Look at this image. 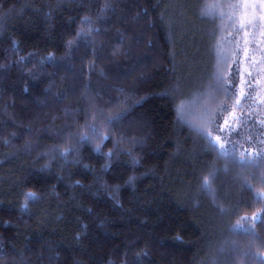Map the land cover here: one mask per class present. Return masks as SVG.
<instances>
[{"label": "trees", "instance_id": "obj_1", "mask_svg": "<svg viewBox=\"0 0 264 264\" xmlns=\"http://www.w3.org/2000/svg\"><path fill=\"white\" fill-rule=\"evenodd\" d=\"M213 3L226 2L0 0V264H211L213 255L259 264L238 253L264 256V223L257 240L228 230L264 213L254 202L264 184L243 190L241 169L229 164L216 203L199 188L205 166L225 161L188 121L226 103L223 124L243 91L251 99H241L231 138L252 152L264 137L257 73L239 63L244 33L204 15ZM218 63L235 99L208 95ZM120 104L128 115L103 155L93 144L59 155L93 116L99 125ZM27 192L36 199L25 208ZM217 203L232 211L222 215Z\"/></svg>", "mask_w": 264, "mask_h": 264}, {"label": "snow or ice", "instance_id": "obj_2", "mask_svg": "<svg viewBox=\"0 0 264 264\" xmlns=\"http://www.w3.org/2000/svg\"><path fill=\"white\" fill-rule=\"evenodd\" d=\"M204 15H212L213 18H219L222 22L227 19L231 22L232 26L235 27L237 34L240 32L244 33V52L247 56V45L249 43L256 44L257 50L261 53V60L258 66V71L264 73V47H260L264 44V0H236V2L224 3H213L212 5L204 6ZM257 11L260 14H257ZM251 28L253 31L251 33L245 31V29ZM98 31V29H97ZM259 33L260 41H256V35ZM251 35L252 40L249 41L247 37ZM239 42L237 41V45ZM221 59L226 62V57H221ZM253 65H256L255 57L252 58ZM234 75V74H233ZM251 78V73L248 74ZM214 84L211 86L208 93L209 96L213 95L215 91L219 90L224 93L226 98L235 99V82L234 79L230 82L229 76H227L224 70L220 67L218 63L217 71L214 75ZM241 82L243 83V77H241ZM248 87L251 88L252 85L250 81L248 82ZM241 99H251L250 94L245 95L243 91L240 93ZM241 99H235V106L241 104ZM124 101L123 104H126ZM123 104L117 105L116 109L112 114L104 115L101 113L100 119L102 123L99 125L95 122L97 117L93 116V122L86 124L85 129L79 133L76 145H69L59 152L62 158L67 159L70 155L78 152L79 145L83 144H93L94 151L98 154H102V147L105 141L111 139V128L119 124L128 115V110ZM184 105L178 106V113L183 116ZM229 108L226 103L219 104L216 108H205L203 115L198 120V122L193 123L188 121V124L193 132L207 142V151L216 154V161H225L224 167H217L215 162L205 166V170L199 177V188L201 192H204L209 196V198L216 203L217 199V188L216 183L222 172H227L228 165H234L241 169V175L238 178L240 187L243 190L253 192L254 187L251 180H257L259 183L264 184V148L259 147V145H264V137L260 138L257 145V150L249 152L244 149L243 144H238L236 140L232 139V134L236 133L237 136L240 135L236 131V128L232 127L228 119H223V124H221V118L224 117L225 112H228ZM233 121L239 119L235 115V111L231 113ZM216 133V134H214ZM223 138V140H222ZM123 139V137L121 138ZM245 142H249L245 140ZM131 153H129L130 155ZM113 153H107V157L110 159ZM259 170L260 175L257 177L255 175L256 171ZM134 177L129 179V182L134 181ZM36 199V193L27 192L24 194V205L27 207L29 201ZM254 202L264 205V190L255 193ZM222 215L229 214L232 210L224 208L221 204H216ZM264 223V213L253 214L252 216H242L240 219L229 228V232L235 235H245L250 237L252 240L259 239L256 233L257 222ZM87 227L86 225L84 226ZM79 238V237H77ZM179 239V237H178ZM232 252H237L236 242H231ZM220 254L225 253V246L218 249ZM244 257H251L253 260H258L259 264H264V256L254 254L251 252L238 253ZM211 264H220L216 255H213Z\"/></svg>", "mask_w": 264, "mask_h": 264}, {"label": "rangeland", "instance_id": "obj_3", "mask_svg": "<svg viewBox=\"0 0 264 264\" xmlns=\"http://www.w3.org/2000/svg\"><path fill=\"white\" fill-rule=\"evenodd\" d=\"M226 3L225 4H227V3H229V2H232V3H234V2H236V0H224ZM257 14L259 15L260 14V12L259 11H257ZM245 31H247V32H249V33H251L252 31H253V29H251V28H247V29H245ZM243 37H244V35H243ZM244 39V38H243ZM247 39L249 40V41H251L252 40V36L251 35H249L248 37H247ZM258 42L260 41V35H259V33H257V35H256V38H255ZM244 40H242V45H243V47L245 48V46H244V42H243ZM238 42H239V44H240V41L238 40ZM239 44H238V46H239ZM250 44V43H249ZM249 44L247 45V56H245V52H244V48L241 50V52H240V54H241V60L239 59V63L242 65L241 66V70L243 71V74L245 73H249V71L251 72V73H257V76H256V84H257V86H260L259 87V89L258 90H255V91H257V93H258V95L256 96V99H257V102L258 103H261L262 104V106H263V108H264V73H261L260 71H258V66H259V63H260V60H261V57L260 56H256V54H255V52H253V49H251V47L249 46ZM251 45H252V43H251ZM261 46L262 47H264V44H261ZM242 54H244V57L246 58L245 59V61H244V63H242ZM255 57V60H256V65H253V63H252V57ZM261 81H260V80ZM260 82H259V81ZM238 106H235L234 107V111H235V115H236V117H238ZM233 110L231 111V112H229L228 114H227V117H226V119H228L229 121H230V123H231V125H232V127H234V128H236V126H237V122H238V119L237 120H235V121H233V119H232V115H231V113L233 112ZM262 122H264V121H262ZM222 140H223V138H222Z\"/></svg>", "mask_w": 264, "mask_h": 264}]
</instances>
